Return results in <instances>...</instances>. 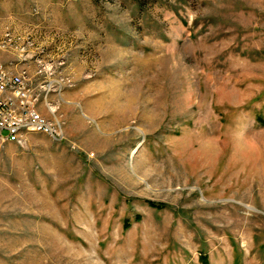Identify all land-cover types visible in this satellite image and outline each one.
Masks as SVG:
<instances>
[{"label": "rangeland", "instance_id": "rangeland-1", "mask_svg": "<svg viewBox=\"0 0 264 264\" xmlns=\"http://www.w3.org/2000/svg\"><path fill=\"white\" fill-rule=\"evenodd\" d=\"M0 63L62 135L0 142V264H264V0H0Z\"/></svg>", "mask_w": 264, "mask_h": 264}, {"label": "built area", "instance_id": "built-area-1", "mask_svg": "<svg viewBox=\"0 0 264 264\" xmlns=\"http://www.w3.org/2000/svg\"><path fill=\"white\" fill-rule=\"evenodd\" d=\"M35 98L25 71L11 72L0 63V142L21 144L35 132L61 140L60 128L38 112Z\"/></svg>", "mask_w": 264, "mask_h": 264}, {"label": "trees", "instance_id": "trees-1", "mask_svg": "<svg viewBox=\"0 0 264 264\" xmlns=\"http://www.w3.org/2000/svg\"><path fill=\"white\" fill-rule=\"evenodd\" d=\"M137 218H138V217H137ZM129 223H130V222L126 220V221H125V226L128 227V226H129ZM203 259H204V258H203ZM204 260H205V259H204ZM204 262L206 263V260H205Z\"/></svg>", "mask_w": 264, "mask_h": 264}]
</instances>
